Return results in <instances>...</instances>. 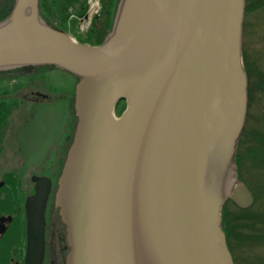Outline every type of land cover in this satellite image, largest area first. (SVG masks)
Returning a JSON list of instances; mask_svg holds the SVG:
<instances>
[{"label": "water", "instance_id": "95a60500", "mask_svg": "<svg viewBox=\"0 0 264 264\" xmlns=\"http://www.w3.org/2000/svg\"><path fill=\"white\" fill-rule=\"evenodd\" d=\"M244 11L245 0H119L91 46L46 24L39 0H14L0 70L77 78L54 200L65 264H234L222 208L254 203L235 163L248 109ZM32 180L25 264H42L50 181Z\"/></svg>", "mask_w": 264, "mask_h": 264}, {"label": "rangeland", "instance_id": "374dc122", "mask_svg": "<svg viewBox=\"0 0 264 264\" xmlns=\"http://www.w3.org/2000/svg\"><path fill=\"white\" fill-rule=\"evenodd\" d=\"M12 4L13 0H0V9L9 5L5 18H7ZM96 4L97 0L94 1L91 15H95L98 10ZM64 9V7L59 8V11L63 12H60L62 15H65ZM256 10L246 12L243 21L242 42L246 56L244 64L249 74V80L253 83V90L255 89L254 85L257 88L254 90L256 101L248 109L242 135L243 141H249L253 136L264 135V5L260 10ZM55 18L50 17L49 19L58 25ZM4 19L1 17L0 22ZM70 34L74 40L79 42L78 36ZM40 72L42 71L12 72L10 73L12 76L0 72V102L5 100L7 103H13V105L8 104L10 108L6 121L0 120V152L2 151L0 153V176L16 165V160L12 156V158L10 157L12 153H32L31 158H29L31 163L36 165L47 164L52 160V157H55L53 154L57 146L59 147L62 143L70 126L73 132L74 125H71L74 121L73 95L70 91L75 78L54 69L43 71L47 72L44 74L45 76H38L35 80L34 76ZM47 75L51 76L50 84L42 86L43 83L47 82V79L46 81L44 79L47 78ZM23 76L27 77L26 79L31 78L25 81L28 82L27 84L23 86L16 84L19 85L18 87L13 84V82L20 83V79H15ZM11 77L15 78L9 81ZM40 79L44 81L42 82ZM37 85L40 88L37 89ZM54 90H58V93L55 94ZM1 108L2 106H0V110ZM121 110L120 105L118 111ZM5 112H7L6 108L0 111L1 115ZM5 130L7 131L6 135H4ZM245 148H247V144L243 146V149ZM12 165L14 166L12 167ZM238 176L239 181L248 187L254 203L245 212H240L232 202L227 201L224 205L228 215L227 220L231 226L236 225L241 220L243 222L251 220L256 222V225L254 226L255 229L249 227L238 231L232 229L233 233L231 232L228 237V244L235 264H264V165L260 163L252 165L245 160L241 171L237 174ZM2 177L4 180L8 178L7 174L2 175ZM234 177L236 178V176ZM239 233L244 234L245 238L239 239Z\"/></svg>", "mask_w": 264, "mask_h": 264}, {"label": "flooded vegetation", "instance_id": "af4514ba", "mask_svg": "<svg viewBox=\"0 0 264 264\" xmlns=\"http://www.w3.org/2000/svg\"><path fill=\"white\" fill-rule=\"evenodd\" d=\"M64 1H68V7L63 20L61 22L57 20L58 25L61 26L63 24L62 27L65 28L66 33L69 35L72 33L78 36V38L85 37L87 39L93 20L100 17L101 0H97L96 7L98 10L95 15H91V12L96 0H85L86 8L83 5L84 0H79L73 6L69 5V0ZM263 5L264 0H245L244 16L246 12L257 11L256 9L260 10ZM79 6L84 11L82 15H79L76 11ZM53 17L58 18L57 15H53ZM242 53L244 65L246 56L243 50V42ZM244 69L246 68L244 67ZM247 81L250 88L248 92L249 109L256 101V92L254 93V90L257 88L254 85L255 89L253 90V83H251L249 77H247ZM6 132L5 130L4 135H6ZM72 135L73 132L70 126L62 143L59 147L57 146L55 152L53 150L55 157H52V160L45 165L31 163L29 158H31L32 153H12L10 155V157L12 156L16 160V165H12L14 168L2 173V175L7 174V180H4L2 175L0 176V183H3L0 186V264H25L28 245L26 204L28 199L36 193V183L32 180L35 177H45L50 181L43 217L44 256L42 264H65L66 255L69 250L66 229L58 216L54 200L57 190V180L71 143Z\"/></svg>", "mask_w": 264, "mask_h": 264}, {"label": "trees", "instance_id": "16d2710c", "mask_svg": "<svg viewBox=\"0 0 264 264\" xmlns=\"http://www.w3.org/2000/svg\"><path fill=\"white\" fill-rule=\"evenodd\" d=\"M78 1L79 0H69V5L73 6V5L77 4ZM118 3H119V0H101L102 8H101L100 17L93 20V23H92V26L90 28L87 39L83 40V39L79 38L80 43L88 44V45H92V46H97L103 42L105 37L110 33V31L112 29ZM13 4H14V0H13ZM13 4H12V7H13ZM83 5L86 8L85 0H84ZM12 7H11V9H12ZM60 7L65 8L64 10H65V14H66V10L68 7V1H64V0H39L40 16L44 20V22L46 24L50 25L51 27L57 29V30L67 32V31H65V28L62 27L63 24H61V26L55 25L49 19L50 17L53 18L54 14L55 15L59 14V15H57L58 18H55V19L58 20V22H61L63 20V18L65 16L62 15V13H63L62 11H59ZM81 8L82 7L79 6V7H77V10H76L79 15L84 14V11H82ZM60 12H62V13H60ZM9 14H10V11H9ZM244 67H245V64H244ZM54 69L59 70V69L54 68V67H42V68L20 67V68H11V69L0 70V72L8 73V75H10V73H12V72L13 73L14 72L18 73L21 71L31 72V71H35V70L42 71L39 74H37L36 76H34V78L37 79L38 76H43L45 73H47V72H43V71L54 70ZM62 72H64V71H62ZM64 73H66V72H64ZM246 74H247V77H249L247 70H246ZM70 76H72V75H70ZM72 77H74V76H72ZM74 78H75V82L73 83V85L71 87V91H70V93L72 95H73L74 85L77 81V78L76 77H74ZM29 79H31V78H29ZM10 80H12V77H11V79H9V81ZM7 81H8V79H7ZM48 83L50 84V82H48ZM249 89L250 88L248 87V92H249ZM8 104L13 105V103H10V102L7 103V102H5V100H2V102H0V106H2L1 110H3V108H6V111H7V112L3 113L2 115L0 113V120H2V122L6 121V116L8 115V111L10 108V106ZM120 105H121L122 110L118 111V108L120 107ZM124 108H125V104H124V102H121L116 108V113L118 115H120L121 112L124 110ZM71 125H74V121H72ZM243 132H244V129H243ZM243 132H242V135H243ZM242 135H241L239 143H238V151H237V155L235 158L237 174L241 171V169L243 167V163L245 160L248 161V163H250L252 165H256L257 163L264 165V135L253 136V138H251V140H249V141H243ZM245 144H247V148L243 149V146ZM239 179L240 178L238 176V180ZM228 202H230V201H228ZM237 209L240 212H245L246 210H248V209L242 210V209H239L238 207H237ZM227 216L228 215H227L225 207H224L222 209V230L224 231V233L226 235L227 245H228V248L231 252V248L228 244V237L231 234V232L233 233L232 229H235L238 231L239 229H247L248 227L254 228V226L256 225V222L251 221V220L243 222L241 220L239 223H236V225L231 226L230 222L227 220ZM248 222H250V223H248ZM260 224H262V223H260ZM238 238L243 239V238H245V235L239 233ZM233 260H234V258H233ZM234 264H235V262H234Z\"/></svg>", "mask_w": 264, "mask_h": 264}, {"label": "bare ground", "instance_id": "6f19581e", "mask_svg": "<svg viewBox=\"0 0 264 264\" xmlns=\"http://www.w3.org/2000/svg\"><path fill=\"white\" fill-rule=\"evenodd\" d=\"M3 15H4V13H3ZM5 20H6V19H5ZM10 76H12V75H10ZM29 76H30V75H29ZM35 76H36V75H35ZM44 76H45V75H44ZM23 77H25V76H23ZM23 77H21V78H16L15 80L20 79L21 81H20V83H15V82H13V84H14V85L19 84V85H22V86L25 85V84H27L28 82H25V81H27L29 78L26 79L27 77H25V79H26V80H25V79H22ZM13 78H15V77H12V79H13ZM44 79H45V81H46V79H47V82L43 83L42 86L45 85V84L47 85L48 82L51 81V76H48V75H47V78H44ZM35 80H36V79H35ZM38 80H39V79H38ZM40 80H41L42 82L44 81V80H42V79H40ZM29 81H30V80H29ZM2 83H3V82H2ZM4 83H5V82H4ZM21 83H22V84H21ZM34 83H35V82H34ZM37 83H38V82H37ZM31 84H33V83H31ZM60 84H61V83H60ZM1 85H2V84H1ZM14 85H13V86H14ZM19 85H18V86H19ZM28 85H29V84H28ZM28 85H27V86H28ZM39 85H40V83H39ZM11 86H12V85H11ZM16 86H17V85H16ZM16 86H15V87H16ZM18 86H17V87H18ZM29 86H30V85H29ZM32 86H33V85H32ZM37 86H38V85H37ZM61 86H62V85H61ZM21 88H22V87H21ZM38 88H40V87L38 86L37 89H38ZM63 88H64V87H63ZM63 88H62V89H63ZM17 89H18V88H17ZM50 89H51V88H50ZM35 90H36V89H35ZM51 90H52V89H51ZM38 91H39V90H38ZM57 91H58V90H54L53 92H54L55 94H57V93H58ZM59 93H62V92H59ZM26 168H27V167H26ZM26 168H25V169H26Z\"/></svg>", "mask_w": 264, "mask_h": 264}, {"label": "crops", "instance_id": "0c3cea01", "mask_svg": "<svg viewBox=\"0 0 264 264\" xmlns=\"http://www.w3.org/2000/svg\"><path fill=\"white\" fill-rule=\"evenodd\" d=\"M9 1H10V0H9ZM8 8H9V5H8V7H5V6H4L3 8L0 9V18H1V17H2V19L5 18V15H6V13H7ZM3 13H4V15H3ZM5 19H6V18H5ZM5 19H4V20H5ZM4 20H3V21H4ZM3 21L1 20V22H3ZM1 22H0V23H1Z\"/></svg>", "mask_w": 264, "mask_h": 264}]
</instances>
